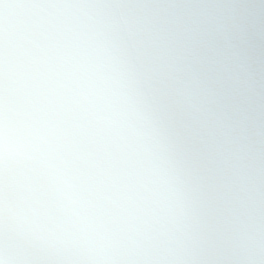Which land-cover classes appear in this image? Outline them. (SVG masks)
Returning <instances> with one entry per match:
<instances>
[{
  "label": "clouds",
  "instance_id": "obj_1",
  "mask_svg": "<svg viewBox=\"0 0 264 264\" xmlns=\"http://www.w3.org/2000/svg\"><path fill=\"white\" fill-rule=\"evenodd\" d=\"M0 264H264V0H0Z\"/></svg>",
  "mask_w": 264,
  "mask_h": 264
}]
</instances>
